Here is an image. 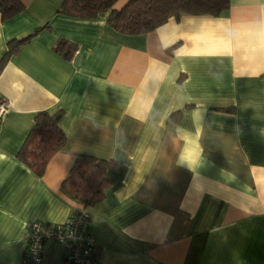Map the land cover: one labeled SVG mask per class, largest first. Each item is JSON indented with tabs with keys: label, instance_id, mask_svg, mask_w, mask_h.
Masks as SVG:
<instances>
[{
	"label": "crops",
	"instance_id": "crops-1",
	"mask_svg": "<svg viewBox=\"0 0 264 264\" xmlns=\"http://www.w3.org/2000/svg\"><path fill=\"white\" fill-rule=\"evenodd\" d=\"M21 1L0 19V58L34 33L0 71V264L21 263L28 223L58 225L78 207L97 264H264V0L138 35L115 31L107 12ZM57 110L66 143L36 175L18 152L35 115ZM79 155L111 162L87 206L62 188ZM42 258L67 264L50 240Z\"/></svg>",
	"mask_w": 264,
	"mask_h": 264
},
{
	"label": "trees",
	"instance_id": "trees-1",
	"mask_svg": "<svg viewBox=\"0 0 264 264\" xmlns=\"http://www.w3.org/2000/svg\"><path fill=\"white\" fill-rule=\"evenodd\" d=\"M117 0H63L59 11L78 18H93L107 12V22L115 31L126 35L145 34L164 23L169 17L188 15H219L228 7V0H128L120 9L112 5ZM24 8L21 0H0V19L6 20ZM34 33L8 42L0 58V71L7 58L27 42ZM64 57H71L74 47L60 40L54 47ZM63 110L38 112L33 125L21 146L18 157L36 175H41L51 155L66 143V135L59 126ZM170 120V117H168ZM110 161L79 155L69 174L62 181L63 190L83 206L102 197L107 183L103 172Z\"/></svg>",
	"mask_w": 264,
	"mask_h": 264
},
{
	"label": "built area",
	"instance_id": "built-area-1",
	"mask_svg": "<svg viewBox=\"0 0 264 264\" xmlns=\"http://www.w3.org/2000/svg\"><path fill=\"white\" fill-rule=\"evenodd\" d=\"M6 109L7 102L0 96V118ZM89 217L90 213L84 207H78L58 225L41 221L28 223L26 247L20 264H44L42 247L48 240L63 245L67 264H97L94 237L85 229Z\"/></svg>",
	"mask_w": 264,
	"mask_h": 264
},
{
	"label": "clouds",
	"instance_id": "clouds-1",
	"mask_svg": "<svg viewBox=\"0 0 264 264\" xmlns=\"http://www.w3.org/2000/svg\"><path fill=\"white\" fill-rule=\"evenodd\" d=\"M201 151H202V149H201ZM179 162H180V163H184V162H186V161L181 160L180 157H179Z\"/></svg>",
	"mask_w": 264,
	"mask_h": 264
}]
</instances>
